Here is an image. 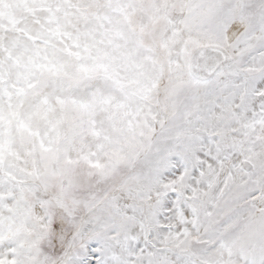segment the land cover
Masks as SVG:
<instances>
[{
	"label": "snow or ice",
	"instance_id": "1",
	"mask_svg": "<svg viewBox=\"0 0 264 264\" xmlns=\"http://www.w3.org/2000/svg\"><path fill=\"white\" fill-rule=\"evenodd\" d=\"M0 264H264V0H0Z\"/></svg>",
	"mask_w": 264,
	"mask_h": 264
}]
</instances>
